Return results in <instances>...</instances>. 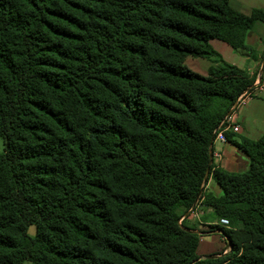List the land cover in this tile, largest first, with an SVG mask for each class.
<instances>
[{"label": "trees", "instance_id": "obj_1", "mask_svg": "<svg viewBox=\"0 0 264 264\" xmlns=\"http://www.w3.org/2000/svg\"><path fill=\"white\" fill-rule=\"evenodd\" d=\"M256 23L230 0H0V264H264V135L225 133L244 172L209 155L255 82L210 42L253 56ZM199 201L226 253L197 255Z\"/></svg>", "mask_w": 264, "mask_h": 264}, {"label": "crops", "instance_id": "obj_2", "mask_svg": "<svg viewBox=\"0 0 264 264\" xmlns=\"http://www.w3.org/2000/svg\"><path fill=\"white\" fill-rule=\"evenodd\" d=\"M230 4L236 11L248 15L253 9H262L264 11V0H230ZM257 25L262 26V36L256 38L258 42L250 43L248 33ZM245 36V43L251 47L255 54L249 56L245 54L240 56L234 53L225 43L212 40L210 45L221 56L222 60L241 70H245L252 77L255 76V82L252 91L244 97L243 101L237 105L231 117L239 126L238 133H232V140H237L238 136L245 137L250 140H256L264 135V89L258 85L264 82V26L256 23ZM208 69V68H207ZM206 71H200L198 74L205 76ZM258 70V71H257ZM197 73V72H195ZM219 148H215L213 143L212 165L214 168H220L227 172L240 173L248 168L247 157L239 151L229 141L221 143ZM204 193L211 194L214 197L221 195L220 188L216 185L211 177L207 180ZM183 223L200 234L197 255L201 258L209 257L217 254V252L228 251L227 243L218 231H211L210 226L220 225L216 219L214 211L199 201L191 211L184 215ZM223 251V252H224Z\"/></svg>", "mask_w": 264, "mask_h": 264}, {"label": "rangeland", "instance_id": "obj_3", "mask_svg": "<svg viewBox=\"0 0 264 264\" xmlns=\"http://www.w3.org/2000/svg\"><path fill=\"white\" fill-rule=\"evenodd\" d=\"M262 10V9H261ZM262 31H263V29H262V26L261 25H257V26H255L249 33H248V35H250L249 37V39H248V41L252 44V43H255V41L256 42H258V40H256V38H260L262 35ZM245 45H246V43H245ZM247 46V45H246ZM212 47V46H211ZM249 47V46H248ZM251 48V47H250ZM212 49L214 50V48L212 47ZM215 51V50H214ZM216 52V51H215ZM217 53V52H216ZM218 54V53H217ZM219 55V54H218ZM220 56V55H219ZM220 58H221V56H220ZM221 60H222V58H221ZM223 61V60H222ZM224 62V61H223ZM186 64V66L190 69V70H192L193 72H200V71H206V69L208 68V67H210L212 64H211V62L210 61H208V60H202V59H192V58H188L187 60H186V62H185ZM258 71V70H257ZM214 145H215V148L216 149H218L219 148V146H220V144L218 143V142H216L215 141V143H214ZM185 225V224H184ZM33 233H34V230H33V228H31L30 230H29V234L30 235H33ZM224 251V250H223ZM223 251H219V252H217V253H221V252H223ZM223 253H225V251L223 252Z\"/></svg>", "mask_w": 264, "mask_h": 264}, {"label": "built area", "instance_id": "obj_4", "mask_svg": "<svg viewBox=\"0 0 264 264\" xmlns=\"http://www.w3.org/2000/svg\"><path fill=\"white\" fill-rule=\"evenodd\" d=\"M261 89H264V82L258 85ZM246 96V94H243L242 96H240L238 98V104L239 105L244 97ZM229 132V133H238L239 132V126L235 123V121L233 120V118L231 117V114L229 116H226L224 118V120L221 122L220 126L218 127L217 131H216V136H215V140L214 141H219L221 143H226V138H225V133ZM219 224L221 226H228V221L226 219H220L219 220Z\"/></svg>", "mask_w": 264, "mask_h": 264}, {"label": "water", "instance_id": "obj_5", "mask_svg": "<svg viewBox=\"0 0 264 264\" xmlns=\"http://www.w3.org/2000/svg\"><path fill=\"white\" fill-rule=\"evenodd\" d=\"M234 108H236V105L233 107V109ZM230 114H231V112L227 116H229ZM209 155H210V159H212V152H211V150L209 151ZM210 164H211V161H210ZM207 180H208V171L206 172L205 177H204V184L207 182ZM205 258H209V257H205Z\"/></svg>", "mask_w": 264, "mask_h": 264}]
</instances>
